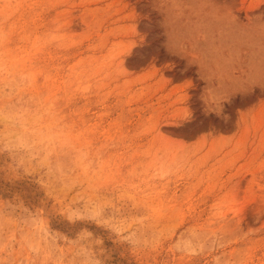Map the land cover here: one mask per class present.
I'll list each match as a JSON object with an SVG mask.
<instances>
[{
    "label": "rangeland",
    "instance_id": "obj_1",
    "mask_svg": "<svg viewBox=\"0 0 264 264\" xmlns=\"http://www.w3.org/2000/svg\"><path fill=\"white\" fill-rule=\"evenodd\" d=\"M0 264H264V0H0Z\"/></svg>",
    "mask_w": 264,
    "mask_h": 264
}]
</instances>
